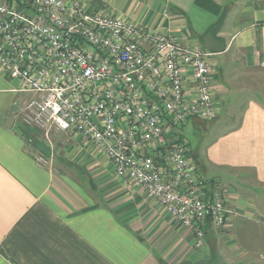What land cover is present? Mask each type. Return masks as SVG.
Here are the masks:
<instances>
[{"label": "crops", "instance_id": "0c3cea01", "mask_svg": "<svg viewBox=\"0 0 264 264\" xmlns=\"http://www.w3.org/2000/svg\"><path fill=\"white\" fill-rule=\"evenodd\" d=\"M85 1L204 49L198 35L229 7L219 33L228 46L209 57L218 114L181 126L202 132L194 146L179 132L198 174L234 213L224 225L207 226L205 248H195L194 233L142 186L117 178L92 144L70 132L55 133L51 143L30 129L28 137L17 109L31 94L0 72V264H174L216 251L224 264H264V254L237 243L235 228L255 220L252 210L264 226V93L251 96L237 117L231 77L219 66L229 60L235 81L245 77L264 89V0ZM224 114L237 120L219 129Z\"/></svg>", "mask_w": 264, "mask_h": 264}, {"label": "built area", "instance_id": "2783aa9c", "mask_svg": "<svg viewBox=\"0 0 264 264\" xmlns=\"http://www.w3.org/2000/svg\"><path fill=\"white\" fill-rule=\"evenodd\" d=\"M210 55L85 0H0V72L31 94L17 109L23 125L50 143L70 132L95 146L117 178L194 233L197 249L209 220L224 225L234 213L179 132L218 114Z\"/></svg>", "mask_w": 264, "mask_h": 264}, {"label": "rangeland", "instance_id": "374dc122", "mask_svg": "<svg viewBox=\"0 0 264 264\" xmlns=\"http://www.w3.org/2000/svg\"><path fill=\"white\" fill-rule=\"evenodd\" d=\"M229 62V60L222 59V64H219V66H222L224 72L229 73V76L231 77L228 82L229 85L227 86L231 88L233 97L236 101L232 108V111L238 112L236 116L239 117L241 116L240 112H242V110L244 109L243 106L248 101V99L251 96H254L255 99L259 98L264 93V89L262 88L260 82H250L249 80L245 79V77H242L240 80L235 81L232 71L234 69H237V67L226 65ZM248 83H250V85ZM236 120H231V117H228V115L226 116V114H224L221 119L222 122H219L217 128L223 129L227 125L236 122ZM179 130H181L184 137L187 138L189 142H191L192 146L195 145L197 140L203 139L202 132L194 128L190 123L188 125L180 127ZM251 213H253V218L255 220H262L258 215L253 212V210L251 211ZM255 220L249 223L246 222L242 225L239 223L235 227L236 231H239V239H237V243H239V245L241 244L244 247L258 250L259 253L264 254V226L262 224H259Z\"/></svg>", "mask_w": 264, "mask_h": 264}, {"label": "water", "instance_id": "95a60500", "mask_svg": "<svg viewBox=\"0 0 264 264\" xmlns=\"http://www.w3.org/2000/svg\"><path fill=\"white\" fill-rule=\"evenodd\" d=\"M229 7H226L219 18L211 23L206 30L198 35L199 42L210 52L218 53L224 51L227 46V39L219 35L228 17ZM92 183V181H91ZM94 187V186H93ZM170 264V263H164ZM174 264H224L220 254L216 251L209 259H200L197 261L184 260Z\"/></svg>", "mask_w": 264, "mask_h": 264}, {"label": "trees", "instance_id": "16d2710c", "mask_svg": "<svg viewBox=\"0 0 264 264\" xmlns=\"http://www.w3.org/2000/svg\"><path fill=\"white\" fill-rule=\"evenodd\" d=\"M25 133L27 134V136L29 137L31 134V131L29 129H24ZM208 228H210L211 226H213V224L211 223V221H208Z\"/></svg>", "mask_w": 264, "mask_h": 264}]
</instances>
